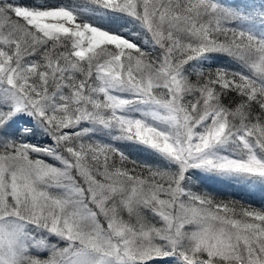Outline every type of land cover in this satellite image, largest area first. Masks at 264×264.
Instances as JSON below:
<instances>
[{
  "label": "snow or ice",
  "instance_id": "obj_1",
  "mask_svg": "<svg viewBox=\"0 0 264 264\" xmlns=\"http://www.w3.org/2000/svg\"><path fill=\"white\" fill-rule=\"evenodd\" d=\"M264 0H0V264H264Z\"/></svg>",
  "mask_w": 264,
  "mask_h": 264
},
{
  "label": "trees",
  "instance_id": "obj_2",
  "mask_svg": "<svg viewBox=\"0 0 264 264\" xmlns=\"http://www.w3.org/2000/svg\"><path fill=\"white\" fill-rule=\"evenodd\" d=\"M209 188L214 189L221 193V199H240L244 201H250L254 206H260L262 199H264V193H260V195L252 194L246 190H241L236 186H229V188H221L218 187L215 183L206 181Z\"/></svg>",
  "mask_w": 264,
  "mask_h": 264
},
{
  "label": "rangeland",
  "instance_id": "obj_3",
  "mask_svg": "<svg viewBox=\"0 0 264 264\" xmlns=\"http://www.w3.org/2000/svg\"><path fill=\"white\" fill-rule=\"evenodd\" d=\"M209 182L215 183L218 187H221V188H229V185L221 183L218 180H209ZM236 187L241 189V190H246V191H248V192H250L252 194H255V195H260V193H261V192L255 190V189H244L241 186H236Z\"/></svg>",
  "mask_w": 264,
  "mask_h": 264
}]
</instances>
